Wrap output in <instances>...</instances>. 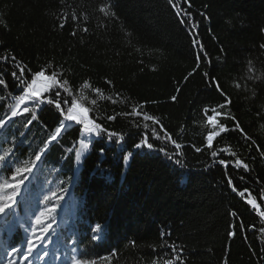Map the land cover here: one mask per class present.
<instances>
[{"label": "trees", "instance_id": "obj_1", "mask_svg": "<svg viewBox=\"0 0 264 264\" xmlns=\"http://www.w3.org/2000/svg\"><path fill=\"white\" fill-rule=\"evenodd\" d=\"M190 3L188 7L179 0L178 7L191 13L198 25L195 32L180 23L169 0H0V57L14 56L16 64L26 65L29 80L41 68L48 69L46 74L56 71L69 82V99L88 107L90 118L106 130L93 134L73 180L69 178L77 167L75 154L87 134L69 123L58 142H52L37 162L39 172L34 169L35 177L30 175L21 186L15 216L0 220V264H7V259L18 264L33 260L18 255L6 258L5 252L24 242L25 229L33 226L35 216L55 202L45 201L44 196L59 188L67 191L53 214L50 255L34 264H72L73 248L80 250L76 255L87 254L95 264H153L154 260L166 264L172 249L165 245L173 242L183 249L184 264H264V217L246 206L247 199L257 198L264 210L258 196L264 190V48L260 47L264 0ZM102 4L110 5L114 15L100 13ZM73 13L79 19L73 20ZM194 39L201 47H194ZM13 70L11 60L0 61L7 85H0V117L10 115L15 98L22 94L13 89ZM214 82L230 104H225V95ZM28 106L37 120L25 128L31 114L23 113L0 131L7 137L3 148H12L20 161L43 146L60 115L47 104L36 107L28 102ZM137 108L158 120L182 145L180 156L167 158L176 150L159 125L131 115ZM212 109L224 113L220 123L228 130L208 149L205 138L213 128L206 116ZM236 122L250 139L236 130ZM152 129L161 139L153 137ZM108 132L119 134L122 141L118 143L117 137L110 141ZM145 133L154 145L151 150L134 147ZM212 151L218 156L212 157ZM222 158L228 160L227 167L218 163ZM236 159L247 163L249 170L235 167ZM3 175L10 173L6 170ZM229 176L236 191L227 182ZM241 191L245 196L239 195ZM97 223L104 226V238L93 242L92 227ZM232 224L236 234L229 236ZM249 225L255 228L248 230ZM161 232L166 234L163 238Z\"/></svg>", "mask_w": 264, "mask_h": 264}, {"label": "snow or ice", "instance_id": "obj_2", "mask_svg": "<svg viewBox=\"0 0 264 264\" xmlns=\"http://www.w3.org/2000/svg\"><path fill=\"white\" fill-rule=\"evenodd\" d=\"M188 7H191L190 0H183ZM169 4L173 9L176 11L178 18L180 19L181 24H188L189 29L192 32H195L198 25L194 21L191 13L188 12L183 7H178L179 0H169ZM110 5L102 4L99 7L100 13H102L105 17H111L114 13H111L108 9ZM73 20L79 19L74 13L72 16ZM65 22L67 21V16L64 17ZM83 19L86 21L87 16H84ZM60 27H64V24H60ZM87 31V28L84 29ZM264 31V29H262ZM75 35V32L73 33ZM193 45L196 48L201 47L197 40H193ZM264 48V44L260 46ZM203 54L202 50L200 53H197V63H199V57ZM205 59L207 57L205 56ZM11 60L12 63L15 65V70L11 72V76L13 77L15 83L13 84V89L17 92L22 93L18 97H16V104L14 107L10 108V115H5L4 117H0V131L6 130L8 126H10V121H12V117H16L18 115H22L23 113H30L31 119H28L26 124L24 125L25 128L28 125H31L33 121L37 120V115L34 111H31L30 107L28 106V102H31L36 107L40 105L47 104L49 106H54L55 110L60 114L58 119V123L54 127L53 130L49 132L46 139L43 141V146L37 147L28 159L24 161H20L19 157L16 156V153L12 150V148H3V144L7 142V137L0 136V178H2V182H0V220H3L6 216H15L16 213V205L18 204L17 197L21 196V186L25 185V181L29 180V176L35 177L36 173H34V169L36 172H39V165L37 162H41V158L46 152L49 150V146L52 142H58V138L61 136L62 132L67 131L69 123H74L76 125L81 126L83 133L86 134H96L99 135L101 132L106 131L102 128L100 123L95 122L93 119L90 118L89 112L90 109L85 107L82 103H80L76 98H71V90L69 88V82L67 80H62L61 76L56 71H51L50 74H46L48 72L47 68H41L34 73H31V79H27L25 74L30 70L27 68L26 65L16 64V58L14 56H4L0 57V61L7 63V61ZM208 77L210 82L214 81V78L209 77L208 73L204 74ZM106 83L111 84V81H106ZM0 85L7 87L5 80L3 79V73H0ZM213 86L217 88L218 91L223 93V90L220 88L218 82H214ZM84 87L87 88L89 85L87 83L84 84ZM63 90L68 95L61 96L60 90ZM97 93L100 92L99 89L95 90ZM51 93V95H46ZM225 95V104H230V98ZM173 101L177 99L175 95L171 97ZM95 103V101H93ZM24 105L22 112L19 111L20 106ZM223 108L224 105L218 106ZM207 112V110H205ZM212 114L206 116L207 124L210 125L213 130L209 131L206 135V147L208 149L213 148V141L214 139L220 135L221 133L227 131V126L220 123V117L224 115V113L217 111L216 109H212ZM132 116L141 117L144 121H151L154 125H159L160 129L164 132V138L169 141L174 149L176 150L172 156H168V159H173L174 157H178L181 155L180 149L182 145L178 143L175 139H172L171 135L167 133V131L163 128V125H160V122L156 120L153 116L148 115L146 113H142L138 108L134 109L131 113ZM115 116H108L107 119L114 120ZM139 126V125H137ZM143 127L145 129L148 128V124H144ZM218 129V131H217ZM236 130L241 132L244 135L246 140L250 139L246 133H243V129L239 127L238 122H236ZM153 137L155 139H161V136L156 132L155 129H152ZM23 135V133L21 134ZM108 139L111 141L113 137H117V142L119 143L122 141L123 137L115 132H108ZM22 143V142H21ZM13 147L15 145V138L13 137L12 141ZM89 145L87 143L81 142L80 148L76 151L75 154V161L77 167L75 169L73 177H70V180L78 177L80 171V165L82 164V153L88 149ZM135 148L139 149L142 147H146L147 149L151 150L154 148L152 143L148 142V135L145 133L144 138L134 146ZM160 152L166 153L165 148L158 149ZM197 152L201 151V148L197 147L195 149ZM101 154H103V150L101 149ZM167 154V153H166ZM131 153H129V156ZM230 155H235L231 153ZM264 155V153H262ZM212 157H217L218 152L212 151ZM128 156H125V161L128 160ZM175 163L179 164L180 160L176 159ZM218 163L224 167L228 166V160L226 159H219ZM235 167L243 168L245 171L248 169V164L242 162L240 159L235 160ZM10 173V176L3 175L5 171ZM228 184L232 187L233 191H236L235 186L232 184V178L229 176L227 180ZM31 183V181L29 182ZM63 183V182H62ZM11 190L10 193L6 192L5 190ZM27 191V188H25ZM50 196L45 195L44 200L49 201L50 198L54 199L55 202L51 203L50 206L46 205L45 210L40 211L39 215L35 216V220L33 222V226L30 229H25V236L24 242L18 246H10L6 252V258L12 257L13 255H18L23 260L28 261L29 257H33V260L29 262V264H34L35 260L44 261L46 257L50 255L49 253V244H52L54 241L52 239V233H50V229L54 223H56L53 214L56 213V209L59 206V201L64 199V193H66V188H59L58 190H49ZM57 191L61 194L57 195ZM241 197L245 196V192L241 191L239 193ZM258 196L261 199V203H264V190L261 193H258ZM246 206H250V210L253 213H259L261 217H264V210L261 209V204L257 202V198H249L246 201ZM231 215H236V213H232ZM51 220V223H46L47 220ZM240 227L241 230H244L243 221L240 220ZM40 225L41 227L37 229L35 226ZM235 224L229 226V236H234L235 233ZM255 228V225H249L248 230H252ZM37 231H39V235H37ZM71 231V229H70ZM261 231L264 232V228H261ZM30 232V235H29ZM73 235L75 232L73 231ZM166 234L161 232V238H163ZM167 235H171V233H167ZM104 238V226L97 223L92 227V235L91 241L97 242ZM59 243L57 239L55 241ZM73 243H77V241H73ZM135 243L134 241L132 242ZM166 247H170L172 249V258L166 261V264H184L183 260L181 259L183 249L180 248L175 242L172 244H166ZM78 248H73L72 252L74 255L71 257L72 264H95L94 259H89L87 254L83 255H76L79 253ZM155 251V248L153 249ZM116 254V249H112L111 255ZM59 259V257H56ZM100 259H104V257H100ZM7 264H18V262L14 259H7ZM153 264H156V261H153Z\"/></svg>", "mask_w": 264, "mask_h": 264}, {"label": "rangeland", "instance_id": "obj_3", "mask_svg": "<svg viewBox=\"0 0 264 264\" xmlns=\"http://www.w3.org/2000/svg\"><path fill=\"white\" fill-rule=\"evenodd\" d=\"M86 139L85 140H83V143H89L90 142V140L92 139V137H93V134H87L86 135ZM82 156H83V153H82Z\"/></svg>", "mask_w": 264, "mask_h": 264}]
</instances>
